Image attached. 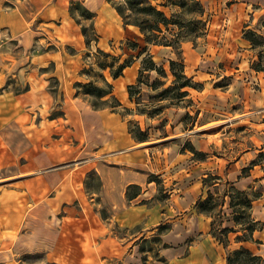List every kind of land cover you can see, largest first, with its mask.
Wrapping results in <instances>:
<instances>
[{"label":"crops","instance_id":"obj_1","mask_svg":"<svg viewBox=\"0 0 264 264\" xmlns=\"http://www.w3.org/2000/svg\"><path fill=\"white\" fill-rule=\"evenodd\" d=\"M199 1L210 16L213 32L220 23H228L230 33L229 28L225 32L230 37L240 33L249 14L254 17L247 4L264 2L235 0L223 6L221 0H211L213 6L208 0ZM9 2V6L0 7V246L21 237L32 240V245H22L26 251L43 250L59 264L63 258L77 264L71 256H64L68 247L61 244L62 231L70 227L66 232L70 235L92 236L96 250L105 240L106 229L90 206L97 194L84 190L86 174L94 171L101 182L99 203L107 206L112 223L127 229L140 226L145 233L162 222H170L172 233L178 225L180 231L175 235L189 244L163 249L168 264H224L226 252L240 246L256 255L264 254V195L252 202L250 211L263 228L253 233V241L245 243L235 242V233H230L226 247L210 235L209 216L195 211L169 221L163 205L154 200L157 190L154 182L148 181L151 174L164 186L169 179L176 182L179 190L170 193L167 206L174 212L184 213L207 189L201 181L207 172L200 168L206 161L188 165L180 150L157 148L168 136L138 141L130 132L131 120L141 130L150 129L146 117L133 113L135 103L128 86L136 84L146 53L156 65L166 68L176 57L171 47L147 45L142 52L146 45L142 36L124 24L113 0ZM83 9L92 16L82 15ZM82 27L89 28L88 41ZM237 27L238 32L233 33ZM131 42L139 46L127 48L126 43ZM182 45L191 55V42ZM98 53L112 60L113 69L125 58L129 64L119 76L112 77L109 66L96 67ZM89 82L95 86L107 83L110 93L100 100L112 96L118 105L95 109L76 88L78 83ZM192 91L188 96L196 103L201 101L204 90ZM58 109L60 114L52 115ZM160 140L164 141L156 143ZM239 159L229 166L238 164ZM130 185L139 186L141 191L128 201L126 188ZM187 197L188 202L184 200ZM74 204H79L80 210H75ZM43 214L54 224L48 233L41 230ZM197 235L196 240L190 239Z\"/></svg>","mask_w":264,"mask_h":264},{"label":"rangeland","instance_id":"obj_2","mask_svg":"<svg viewBox=\"0 0 264 264\" xmlns=\"http://www.w3.org/2000/svg\"><path fill=\"white\" fill-rule=\"evenodd\" d=\"M113 1L115 4L123 5L122 0ZM166 1L169 0H154L153 2L159 9L163 10L160 4ZM234 2L235 0H221L223 6H229ZM9 3V0H0V7L9 6ZM207 4L214 6L211 0H208ZM168 8L169 11H163L169 16L173 13L174 19L177 16L180 19H184V21L193 18L192 14H182L175 5H171ZM247 9L248 13L254 14V17H251V14H249L250 18L243 27L248 25V28L257 33L264 34V2L261 5H257L254 2L247 4ZM261 9L263 11H260ZM123 10L125 15H130V12L125 7ZM208 15L206 13L203 18L207 20L206 33L203 37L196 39L195 45L191 42L194 47V51L190 52L192 54L188 53V48H183V50L181 48L185 75L191 79L194 75L200 76L198 80L192 79V81L200 84L198 89L193 90H204V94L200 97L201 101H197L196 103L190 96H187L177 102L175 98L170 99L174 95L173 91L167 92V95H165L167 99H161L160 93L163 89L169 87L173 81V77L169 72V62L165 65L166 68L163 65H157L161 66L166 72V77L160 78L163 82L162 85H158L155 89H152L151 84L158 79L157 73L155 71L143 73L141 83L136 88L138 91L133 95L135 106L132 111L137 115L146 117L150 130H141L131 120L130 129L132 131H135V126H138L140 131L146 132L147 139L168 136L164 139L165 142L163 144L157 146L158 149L170 146L180 150L185 154L188 165H191L193 161H206L201 164L202 166L200 165V168L206 169L207 173L204 177L210 174L212 176H219L221 179L214 180L210 178L208 182L213 184L209 188L204 186L207 189H204L202 194L199 195L200 197L198 196L195 199L192 206L185 210L184 213H178L170 210L168 207L170 206V193L173 194L175 192L177 194L179 187L175 185L176 182L172 179L167 180L166 186H164L163 181L156 176L159 182H154L157 190L154 200L163 205L169 221H177L178 217L195 212L196 202L199 199H203L207 195L208 190L214 196L217 193L220 195L226 190L225 182L234 183L240 190L259 192L261 194L260 197L264 195V169L262 168L264 165L257 164L250 168V163L258 160L259 153L264 152V71H255L252 68V62L256 59L255 51L251 50L248 42L242 39L243 27L240 28L238 35L234 34L232 37L228 36L227 32H225L229 28L228 33H230V24L228 23H220L215 28L216 32H213L212 23H208L210 17ZM238 30V27L235 28L233 33L238 32ZM185 42L189 41H184L183 43ZM125 46L131 48L129 43H126ZM97 57V68L113 65L112 60L105 59L106 55L98 53ZM176 58L177 55L172 60H176ZM124 60L126 61V58ZM96 73L97 71H94V74ZM99 85L98 87H100L102 93L108 92L107 84L103 83ZM183 90L193 93L192 88H184ZM79 92L81 93V90ZM84 96L87 97L90 103L97 105H102V103L113 104L111 97L107 99V102H101L97 97ZM55 114H60L59 109L52 115ZM186 142L194 146L197 151L207 153V157L204 160L194 159L187 149H184L186 151L182 150ZM201 146L206 149H201ZM246 152L250 153H247L245 156ZM240 156L244 158L240 160ZM238 159L240 160L238 164L229 166ZM244 168L246 169L245 171H243ZM204 177L201 178V181ZM187 178L192 180L190 177ZM94 184V181L90 180L91 188H94ZM84 190L89 194L85 187ZM186 196L188 195L185 194ZM173 198L175 201H178L177 195ZM184 200L188 202L189 198L187 197ZM83 205L87 206L88 212L91 213L93 209L99 214L106 231L104 232L105 240L103 242L100 241V246L94 250L93 247L96 246V241L92 239V236L86 234H82V238L73 236L66 233L69 232L68 228L70 227H65L67 229L61 233L64 244H61L68 247V252L67 254L64 253V256H71L73 261H77V264H141V257L143 256L146 258V263L151 264L154 262L153 252L146 251L142 256L139 250L142 246H145L146 239L148 240L156 235H159L162 244L167 246L166 248H176L179 244H189V240L183 239L179 241L178 236L175 235L180 231L178 225H176L172 233L170 222H162L146 233L140 229V226L131 229L119 227L112 223L107 206L101 202L99 203L97 195L92 196L90 202L92 209L87 205L86 201L83 202ZM73 206L75 210H80L79 204H74ZM220 215V217H216L214 220L211 218L215 230L220 227V224L222 227L232 225L231 211L227 208V202L224 203ZM41 222V230H44L45 233L53 229L54 224L49 221L47 214L42 215ZM166 226L167 229L165 230L164 227ZM161 228H164L163 230L165 231L162 232ZM29 229L30 227L26 228L27 231ZM77 233L80 234V230ZM197 238L198 235L190 239L196 240ZM22 245H32V240H23V238L18 237L15 241L3 243L0 246V264H59L50 259L46 251H26L22 249ZM152 247L158 249L156 246ZM163 249L165 248L160 246V257H163ZM259 256L264 258V254ZM61 261V264H70L72 262H68L64 258ZM155 264L163 263L155 261Z\"/></svg>","mask_w":264,"mask_h":264},{"label":"trees","instance_id":"obj_3","mask_svg":"<svg viewBox=\"0 0 264 264\" xmlns=\"http://www.w3.org/2000/svg\"><path fill=\"white\" fill-rule=\"evenodd\" d=\"M123 5L115 4V8L122 18L125 25H130L136 28L145 42V47L142 52L146 51L147 45L154 46H165L171 47L175 54L177 55L176 60H169V72L173 77L172 84L163 89L160 93L161 99H167L168 91H173L174 95L170 99H176L179 102L181 99L188 96V92L183 90L184 88L198 89L200 87L199 83L193 82L190 77H187L184 73V64L181 58V45L184 41L192 42L193 45L196 44V39L201 38L206 33V19H203L206 11L202 3L199 0H169L161 3V7H170L175 5L179 8L180 12L186 15L192 14L193 18H189L186 21L180 19L179 16L174 19L173 13L166 15V13L159 9L158 6L153 4L152 0H122ZM123 6V7H122ZM130 12V15H125L123 8ZM82 15L86 17H91L92 14L83 9ZM82 32L88 41L89 28L82 27ZM242 39L248 42L249 48L255 51L256 59L252 62V68L255 71H264V34L257 33L256 31L248 28L245 25L242 30ZM131 49L135 50L137 48L136 43H129ZM129 64V59L117 64L113 69V65L110 67V74L112 77H117L121 74L122 69ZM155 71L158 75L152 84L151 88L155 89L158 85H162L163 82L160 78L166 77V72L161 66H157L151 59L148 53L142 58L141 66L138 72V78L135 85L128 86V94L130 99H133L134 93L138 91L136 88L139 87L141 83V78L143 73ZM107 84V83H105ZM108 85V84H107ZM76 88L81 90L83 95H89L97 97L99 100L104 96H107L108 92L102 93L100 87L95 86L91 82L87 84H77ZM79 90L77 92H79ZM113 104L108 105L107 103H102V105H97L91 103V105L97 109L103 106L116 107L118 105L114 97ZM101 102H107V99L100 100ZM188 116V115H186ZM134 138L138 141L147 140L146 132L140 131L138 126H135V131L130 129ZM187 149L196 160H204L207 157V153H203L194 149V147L186 142V145L182 147V150ZM262 164L264 165V152H260L258 155V160L252 161L250 163V168L254 165ZM264 169V166L262 167ZM246 169L244 168L243 171ZM212 178L214 180H221L219 176H212L208 174L202 179L203 186L209 188L212 184L208 180ZM90 180L94 181V188H91ZM148 181L158 183L159 180L156 179L155 175H149ZM216 183V182H215ZM226 190L220 195H213L210 191H207V195L203 199H199L195 204V209L197 213L205 214L214 220L216 217H220L222 213V207L225 202H227V208L231 211V226L220 227L217 230L213 227V221H211L210 235L214 237L219 243L224 247L228 244V235L230 233H235V242H251L253 241V233L255 231L261 230L263 223L255 221L251 217L252 202L258 199L261 194L252 190H240L234 183L225 182ZM84 187L89 194L95 193L99 194L101 189V182L99 176L96 172L91 171L86 174ZM140 194V187L136 185H130L126 188V199L128 201L136 198ZM99 200V197H98ZM143 203V201H142ZM148 203V202H144ZM165 230L167 226L164 227ZM164 228H161L162 230ZM163 230L162 232H164ZM161 234V232H160ZM145 246L140 248V253L142 256L146 251L153 252L154 259L151 264H155V261L167 264L163 257L159 256L160 246L166 248L159 235H156L150 239L145 240ZM152 246H156L158 249H154ZM158 246V247H157ZM141 264H147L146 258L141 257ZM224 264H264V258L259 255H254L250 250L244 246L239 248L229 250L226 252V258Z\"/></svg>","mask_w":264,"mask_h":264}]
</instances>
